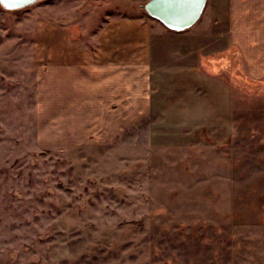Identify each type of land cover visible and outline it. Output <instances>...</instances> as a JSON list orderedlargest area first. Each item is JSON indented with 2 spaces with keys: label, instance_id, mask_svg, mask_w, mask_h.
Segmentation results:
<instances>
[{
  "label": "rangeland",
  "instance_id": "374dc122",
  "mask_svg": "<svg viewBox=\"0 0 264 264\" xmlns=\"http://www.w3.org/2000/svg\"><path fill=\"white\" fill-rule=\"evenodd\" d=\"M79 6H0V264H264V81L233 55L231 122L208 128L222 94L196 83L163 119L123 121L126 103L86 132L50 96L56 54L83 46Z\"/></svg>",
  "mask_w": 264,
  "mask_h": 264
},
{
  "label": "crops",
  "instance_id": "0c3cea01",
  "mask_svg": "<svg viewBox=\"0 0 264 264\" xmlns=\"http://www.w3.org/2000/svg\"><path fill=\"white\" fill-rule=\"evenodd\" d=\"M148 1L141 0L137 13H132L118 11L111 0H73V6L81 5L73 8V41L82 33L84 42L82 47L73 44V53L56 54L49 67L55 105H73V122L88 132L93 122L105 121V109L126 103L134 108L123 121L136 122L146 115L149 121L163 119L162 107L178 105L191 85L203 83L222 94L215 104L220 106L218 122L208 128L231 122L232 95L221 74L233 66L234 55L249 78L264 81V0H208L200 20L182 32L146 16L142 3ZM212 58L216 63L226 60V67L209 61ZM203 66L217 68L208 71L218 77L208 76ZM169 114L178 113L170 109ZM194 120L175 130L204 129L205 124Z\"/></svg>",
  "mask_w": 264,
  "mask_h": 264
},
{
  "label": "water",
  "instance_id": "95a60500",
  "mask_svg": "<svg viewBox=\"0 0 264 264\" xmlns=\"http://www.w3.org/2000/svg\"><path fill=\"white\" fill-rule=\"evenodd\" d=\"M44 0H0L6 11L27 9ZM208 0H149L145 13L169 30L182 32L193 27L201 18Z\"/></svg>",
  "mask_w": 264,
  "mask_h": 264
}]
</instances>
